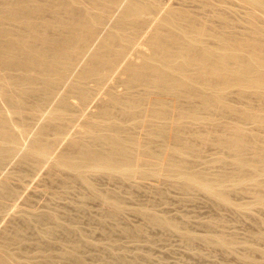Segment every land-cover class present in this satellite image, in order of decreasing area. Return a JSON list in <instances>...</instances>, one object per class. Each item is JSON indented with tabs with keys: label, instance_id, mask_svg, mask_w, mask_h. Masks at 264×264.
I'll list each match as a JSON object with an SVG mask.
<instances>
[{
	"label": "bare ground",
	"instance_id": "obj_1",
	"mask_svg": "<svg viewBox=\"0 0 264 264\" xmlns=\"http://www.w3.org/2000/svg\"><path fill=\"white\" fill-rule=\"evenodd\" d=\"M165 1L0 0V166L12 159L18 166L0 184V198L15 197L10 177L23 178L27 169L46 166L50 182H59L62 176L80 182L107 206L109 218L119 217L126 203L114 189L101 190L93 174L135 184L151 179L160 196L176 185L185 196L203 190L217 206L264 209V140L244 126L254 124L264 131V0H234L242 12L240 30L232 28L226 14L214 10L224 0H196L200 13L185 0L178 5ZM93 100L98 101L95 113L85 109L71 114L74 101L88 107ZM39 118L41 123L34 127ZM205 146L217 151L218 156L209 162L219 160V172L210 171L209 164L200 165ZM250 186L251 201L232 198L234 192ZM146 207L133 209L144 217L145 225L168 227L185 241L194 240L187 224L183 230L180 220ZM45 212H33L37 213L33 233L40 225L41 231L48 230L47 237H54V231L63 226L73 232L71 225H61L56 211ZM3 219L4 223L12 220ZM13 220L10 230L0 229V264L51 263L46 250L39 261L18 259L22 253L17 257L16 246L14 252L12 248L32 225ZM47 222L60 227L49 230ZM256 222L263 224L261 219ZM118 224L123 230L125 226ZM209 224L213 229L205 243L223 251L239 243L225 233L218 219ZM108 229L114 228L109 224ZM129 230L134 232L129 228L124 233L128 235ZM76 234L71 236L78 240ZM133 235L128 237L139 238ZM118 236L114 238L122 234ZM45 240L44 246L39 242L40 249L48 244ZM243 244L244 263L261 264L253 256L261 254L259 246L253 241ZM66 247L68 259L87 264L75 253L76 245ZM119 261L123 263L124 258Z\"/></svg>",
	"mask_w": 264,
	"mask_h": 264
},
{
	"label": "rangeland",
	"instance_id": "obj_2",
	"mask_svg": "<svg viewBox=\"0 0 264 264\" xmlns=\"http://www.w3.org/2000/svg\"><path fill=\"white\" fill-rule=\"evenodd\" d=\"M159 1L164 3L165 0ZM167 1L168 2L165 1V4L167 3V5H178L179 2V0ZM183 2L194 11L199 13L203 12L198 1L185 0ZM214 10L226 14L228 16V22L232 25V28L240 30L244 26V23L240 18L242 15L241 8L237 6L234 0H224L223 4L215 5ZM208 13L212 12L208 11ZM214 19L216 22H219L218 18L214 17ZM116 88L118 90L122 89L120 85H116ZM93 101L86 105L88 107H83L77 101H74L75 106L71 114L76 115L83 111L86 112L85 109H87L86 113H95L97 111L98 101ZM40 119L41 118L35 121L36 125L34 127L41 123L42 119ZM37 121H39L38 124L36 123ZM244 126L247 130L255 132L261 140H264V131L258 128L256 125L245 124ZM76 127L77 129H81L80 125L78 124L76 125ZM28 139L29 138L27 137L26 140ZM62 142L60 147L63 146L67 142V140ZM212 156H218L215 148L212 146H205L201 152L200 165L207 166L209 164L208 168L210 171L219 172L221 169L219 166V160L215 159V161L209 162ZM14 161V159L8 160V163H6V161L2 164V166H0V184L2 183L4 178L9 176L7 173L11 175V173L13 171H16V169L18 168L16 162ZM4 164L6 165L4 166ZM37 169H25L26 175L23 178L10 177L8 181L10 185L16 189V194L14 195L16 198H13L12 196H9L10 198H0L3 203L2 205H4V207L2 206L3 208L0 206V209H2L0 211V217H2L3 219V217L7 215L6 219H12L10 220L11 222L8 220L9 224L8 221L4 223L3 221H1V219L0 221L4 224L0 226L2 227L0 229L10 230L12 228L10 225L14 224L15 222L13 218L17 221V224L27 223V227L29 225H32L28 228L29 230L31 229L30 232L28 229H26V231L28 230L27 236V233H25L26 231H22L21 241L19 240L18 242H16L12 248L13 252L17 249L15 251L16 255L18 254L17 257H20V252L22 253L21 257L18 258L21 261L29 259V261L32 260L33 262H35L36 259L37 261H39L41 259L40 255L43 252L42 250H46L51 256L49 257L51 263L48 261L47 264H76L71 259H68L66 255V246L71 247L72 245H76L77 252L75 251V253L80 255L87 264H90L91 262L92 264H121L122 262H120L119 260H123V258L125 262H123L124 264H126L127 262H129L130 264H245L242 259L243 253L245 251L243 241H253L261 249V254L255 253L253 254V256L259 263L264 264V209L262 208L253 207L246 211H240L234 208L231 209V207L229 206V208L226 206H217V204L215 205L216 202H214V204L212 203L213 199H208L209 197H207L206 193L203 190H198V192H193V194L188 193V195L192 194L193 196H185L180 192V188L176 185H170L169 187H167L168 189L166 188V193L168 192V194L164 192V195L160 196L157 194V196L154 189L157 190L158 188L156 189V183L154 182V180H137L135 181L137 182V184H135L134 182H124V180L120 178L108 179L107 177H104V175H102L103 177H100L99 175L101 174H97L99 176L98 177L96 176V174H93L92 179L95 176V179L93 180H96L95 182L101 190L111 191L112 189H114L118 192V196L122 199V201H125L123 203H126L124 204L125 208L119 214V217H110V219L109 216H107L108 208L105 210L107 206L103 205V203H101V201H99L97 197L95 198L80 182L66 181L63 176L59 182H50L47 178V167L45 166ZM113 179H115L116 181ZM121 181L122 183L124 182V185H126L127 187L123 184L121 185ZM127 182L128 185L125 184ZM138 182L143 184H139ZM129 183H131V186H133V188L129 186ZM134 184L136 185V188ZM252 191L253 188L250 186L246 191L234 192L232 194V198L235 201L249 202L253 198ZM262 192L264 193V190ZM161 197H163L165 200H163V198ZM144 205L148 206L146 208L152 207L154 208V210L156 208L155 211L157 214H160V216H168L169 218L172 217L176 221L177 219L180 220L177 222H179V225L183 228V230L184 228L188 227V230L190 232H192L193 234L195 233L194 240L192 242H187L183 238H181L182 236L180 233H177V231H174L172 229H168V227L163 228L159 225L156 226L155 224L149 223L145 225L146 221L144 217L142 218V215L138 211L136 212L133 210H136L137 208L139 210V208L145 207ZM45 210L46 212H48V210L54 212L56 211V213L59 215L61 225H71L74 229L71 230L73 232H66L64 230V226L61 228L60 226H55L54 223L53 226L55 227H53L52 222H47L48 225L50 224L51 226L49 225V228H47L46 224L44 225L45 227L42 230L46 228L50 230L51 228V230L54 231L55 229L60 227L57 231H54L55 235H58V238L57 236L55 237V235H53L54 237H52L51 235H48L47 237L46 233L48 230H40L43 225H40L39 227L37 226V229H35V226L37 224L36 218H34L35 215L38 212L40 213L41 211L42 213H44ZM5 211L6 213L4 214ZM29 212H32V214H26ZM33 212L37 213H34V215ZM103 212L106 213V216H101ZM1 214L4 216H1ZM23 214L26 216L25 218L23 217ZM102 217L106 219H103ZM107 217L110 222L107 220ZM116 218L119 219L117 220L120 222V225L122 224L121 226H125L126 228L124 227L123 230L121 229V227L119 228V222L117 223ZM6 219L4 218L3 220L6 221ZM26 219L27 221H24ZM211 219H218L219 222H222V228L225 230V233L227 235L235 237L239 241V243H237L233 249L223 251L220 250L222 248L219 249V247H215V245L211 243H205L203 239H205L212 233L213 227H209V222ZM259 219L263 221L262 225L257 224L256 221ZM105 220H107V223H101V221L104 222ZM108 222L110 224V227H113L114 229L116 227V230L112 229V232L110 230L111 228L108 229ZM77 224L78 226L80 225L79 228L83 232L82 235ZM100 224H104V227H106L107 224L108 230L106 228H102L103 226ZM148 224L151 226H149ZM99 226H101V228ZM139 226L142 229L140 231ZM33 227H35L34 229L36 233L38 232L37 235L36 233L32 232ZM117 228L120 230V232ZM129 228L134 229V232H130V229L128 232H126L128 234L126 235L124 232ZM101 229H104V232L106 230V234L101 231ZM76 231L78 234L75 233ZM107 231H110V233H108ZM43 232L46 233L44 234ZM132 233L135 234V236L139 234L138 236L134 237L135 239L137 237L139 238H137L136 240H134L133 237L129 238L128 236H134ZM72 234H76L78 236L77 238L81 244L78 243L79 241L76 239V236H71ZM121 234L122 237L118 240L117 237L114 238V235L121 236ZM123 234L126 235V237ZM257 234H259V236H257ZM23 236H26L25 240H23ZM38 237L43 238L44 241H46V238L47 241L49 240L50 242L48 241V244L47 242H45L46 246L40 249L41 247H39V242H41V245L44 246V241H42L43 239H40ZM64 240H66L69 244L66 243L68 244L66 245V241L64 242ZM112 240L114 241V245L112 246V248L114 247L115 249H112L109 246V243ZM22 241L23 244L21 243ZM35 241H37L38 243ZM34 243H36L37 245L39 244L37 248H39L40 250L36 248V244L34 245ZM55 243H58L56 244L57 247L53 246L56 249L50 246L55 245ZM15 246L16 249H14ZM58 246L59 248H61L59 249ZM103 246L108 250H106V248H103ZM19 247H22V249L20 250ZM24 247L27 248V251ZM23 252H25V254ZM108 252L111 253V255L108 254ZM36 253L38 256H36ZM135 254H137V256ZM27 255H30V257L28 258ZM31 255L35 256H32L33 258L31 259ZM140 255L142 256L138 260L137 257H140ZM117 256H120L121 258ZM23 257L24 259H21ZM113 257L115 259H113ZM70 260L72 262H70ZM111 260L115 262L117 260L118 262L113 263Z\"/></svg>",
	"mask_w": 264,
	"mask_h": 264
}]
</instances>
